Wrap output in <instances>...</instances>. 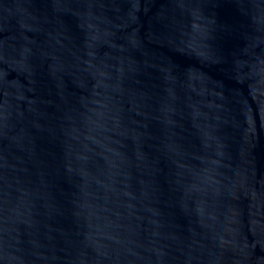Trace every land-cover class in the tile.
<instances>
[{
    "label": "water",
    "instance_id": "95a60500",
    "mask_svg": "<svg viewBox=\"0 0 264 264\" xmlns=\"http://www.w3.org/2000/svg\"><path fill=\"white\" fill-rule=\"evenodd\" d=\"M0 264H264V0H0Z\"/></svg>",
    "mask_w": 264,
    "mask_h": 264
}]
</instances>
